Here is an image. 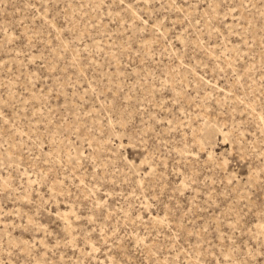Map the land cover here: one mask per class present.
Instances as JSON below:
<instances>
[{
	"label": "rangeland",
	"instance_id": "rangeland-1",
	"mask_svg": "<svg viewBox=\"0 0 264 264\" xmlns=\"http://www.w3.org/2000/svg\"><path fill=\"white\" fill-rule=\"evenodd\" d=\"M0 264H264V0H0Z\"/></svg>",
	"mask_w": 264,
	"mask_h": 264
}]
</instances>
